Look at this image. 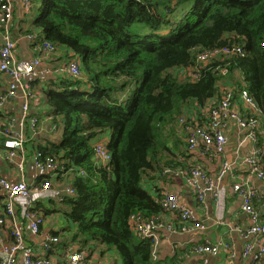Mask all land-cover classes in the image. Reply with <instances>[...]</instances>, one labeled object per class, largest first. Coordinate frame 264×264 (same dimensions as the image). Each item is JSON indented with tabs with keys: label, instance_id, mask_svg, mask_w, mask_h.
I'll return each instance as SVG.
<instances>
[{
	"label": "trees",
	"instance_id": "trees-1",
	"mask_svg": "<svg viewBox=\"0 0 264 264\" xmlns=\"http://www.w3.org/2000/svg\"><path fill=\"white\" fill-rule=\"evenodd\" d=\"M29 10L22 32L65 49L63 64L76 59L82 73L58 71L40 89L49 124L62 135L55 141L46 134L38 147L63 164L75 195L58 208L37 209L66 219L55 232L68 237H61V247L93 241L114 246L123 264H155L154 239L139 236L130 218L168 213L158 202L162 194L154 197L145 183L164 178L167 167H191L171 148L186 154L180 132L190 111L197 112L195 122L210 123L205 109L228 87L235 97L246 89L264 109V0H34ZM233 46L245 56L197 60L198 50ZM104 133L112 155L107 164L93 147Z\"/></svg>",
	"mask_w": 264,
	"mask_h": 264
},
{
	"label": "built area",
	"instance_id": "built-area-1",
	"mask_svg": "<svg viewBox=\"0 0 264 264\" xmlns=\"http://www.w3.org/2000/svg\"><path fill=\"white\" fill-rule=\"evenodd\" d=\"M34 0H19L23 11H29ZM16 0H0V72L7 76L8 82L4 92L0 94V127L4 126V135L0 141V150H4L5 158L18 169L20 179L11 181L3 174L0 166V189L5 193L4 216H0V225H11L12 243L2 250L0 264H90L89 249L81 248L77 242L61 247V237L53 232H47L41 242L42 255L34 252L33 247L26 241L24 230L20 222H24L35 234L41 232V228L46 222L47 216L37 209L43 199L55 198L63 201L66 196L75 195V189L70 180H66L63 172V164L53 156H44L38 150L33 155V161L43 175H48L45 182L29 183L25 178V166L28 160V150L26 143L35 138L39 133V118L32 112L33 106H41L42 98L32 88V81L37 77L39 67L42 65L50 53L56 52V46L51 42L41 39L37 41L36 35L27 34V38L35 42L39 55L25 59L17 54V38L13 35L11 24L16 14ZM4 30H3V29ZM232 55L245 56L243 48L233 46V48H223L214 50H198L197 60L207 62L211 58L219 56L230 57ZM66 72L72 77H81V65L76 59H70L63 64L56 72ZM187 75L195 80L196 70L193 67L185 69ZM220 71V69H219ZM226 73V69H222ZM22 95L20 117L8 118L4 115V107L14 100L18 95ZM223 98L216 104H209L205 109L208 112L210 123L200 125L195 122L196 117H188L189 122L183 120V131L185 139L191 150L198 147L200 141L207 145H213L218 153L224 150L226 136L224 129L228 120L237 121L248 138L253 142V149L246 154L245 162L251 173L259 178H264L262 158L264 147L260 145V135L264 133L263 119L260 115L258 103L246 90L239 91L238 96H234L233 89L228 87L222 91ZM239 105L245 106V112L240 111ZM56 130V125L52 130ZM96 157L104 164L111 161L112 155L107 148L106 141L98 139L93 144ZM230 171V164L223 162L220 165L216 179L220 181ZM84 174V171H81ZM162 175L167 178L183 177L203 202L205 193L212 192L219 197V191L215 188V178H211L201 166L193 165L188 167H167L162 171ZM63 178L59 180V178ZM58 185L61 186L58 188ZM58 188V189H57ZM234 192L242 198V210L250 221L248 233L255 236L252 243H249L243 254L252 256L254 260L264 257V221L261 210L255 205V189L247 180L237 182L233 185ZM161 207L171 216L179 217L184 222H191L192 228L202 227L195 211L188 206L182 205L178 195L173 191L165 190L158 199ZM20 208V215L16 210ZM163 217L147 218L141 214H133L130 223L135 232L142 237L155 239V233L161 229L168 232L176 230L173 223L167 224ZM194 251L201 255H219L221 251H227L234 256L233 244L225 240L217 243L204 242L197 244ZM60 256V259L52 256Z\"/></svg>",
	"mask_w": 264,
	"mask_h": 264
},
{
	"label": "crops",
	"instance_id": "crops-1",
	"mask_svg": "<svg viewBox=\"0 0 264 264\" xmlns=\"http://www.w3.org/2000/svg\"><path fill=\"white\" fill-rule=\"evenodd\" d=\"M15 4L16 14L11 24V30L18 40L17 54L21 58L30 59L39 55L35 42L29 40L27 34L22 32V28L25 27L24 19L30 15L31 11L24 12L19 0H16ZM1 32L0 30V39ZM65 52L66 50L63 48L56 49V52L50 53L39 67L38 75L32 81V88L40 97L42 96L40 89L46 85V80L54 77L57 73L56 70H58L60 65H63V61L65 62ZM7 82V76L3 75L4 89H6ZM22 99V95L19 94L14 100L9 102L3 109L4 115L8 118L20 117ZM239 107L241 112H245L247 109L243 105H239ZM46 110L47 108L44 104L36 108L34 107V110H32L35 115L41 112L43 119L41 121L39 119V133L34 139L32 138L31 141L26 143L28 160L25 166V178L29 183H37L44 176L37 169L33 161V155L39 150L38 145L43 144L41 142L42 139L48 137L46 134L51 132L50 128L52 126L49 124L50 117L46 116ZM263 114L264 109L260 112L262 119L264 117ZM189 116L198 117L196 111H190ZM224 132L226 144L224 150L220 153L216 151L213 145H207L202 140L196 149L191 150L187 144L183 130L180 132V136L186 144L185 149L187 150H184L186 154L182 156L180 154L181 152L175 146H171L174 152L179 154L177 156L178 161L184 162L186 166L199 165L211 178H215V188L219 191V197L207 191L203 202H201L196 192L187 185L183 177L167 178L162 175L164 178L160 177L145 183L147 190L154 197L158 196V193L163 194L165 190L175 192L178 195L180 203L193 209L202 224L200 228L190 229L191 222H184L179 217L164 213L162 215L164 222L167 224L173 223L176 230L174 232H168L165 229H161L155 233V264H264V257L259 260H254L252 256H245L243 254L245 247L254 241L255 236L248 233L250 221L242 210V198L233 190L235 183L247 180L257 193L254 198V203L261 210L264 221V178H259L251 173L249 166L245 162L246 154L253 149V142L248 138L247 133L241 129L237 121L229 119ZM98 139L108 141V134L104 133L95 139L94 142ZM260 142L264 146V134H262ZM178 144L180 145V142ZM179 145L178 147H181V149L184 148V145ZM4 153V150H0V166L4 176L11 181L19 180L20 174L18 169L5 158ZM262 160L264 167V156ZM225 161L230 164V171L218 181L216 179L218 170L220 165ZM60 187L58 185V188ZM51 200L58 203L61 202L55 198H50L43 199L40 204L46 206L47 201ZM4 206L5 193L0 189V216H4ZM16 214H21L20 208L16 210ZM46 216V222L39 234L32 232L26 227L23 221L20 222L27 243L39 255H42L41 242L44 235L49 231L53 233L62 232V228L60 229L57 226V223L59 221L61 222L59 215L53 213L46 214ZM10 226L9 224L0 225V259L3 248L12 243ZM61 237L66 238L67 236L63 235ZM219 240H225L233 244L234 256H231V253L227 251H221L219 255H201L194 251V247L197 244L204 242L217 243ZM69 243L72 242L70 241ZM91 243L99 249V256L88 248V245ZM86 247L89 249L90 264H120L121 262V256L114 246L91 241ZM52 257L60 259L59 255ZM18 264H22L21 259Z\"/></svg>",
	"mask_w": 264,
	"mask_h": 264
},
{
	"label": "rangeland",
	"instance_id": "rangeland-1",
	"mask_svg": "<svg viewBox=\"0 0 264 264\" xmlns=\"http://www.w3.org/2000/svg\"><path fill=\"white\" fill-rule=\"evenodd\" d=\"M36 12H38L37 10H35V9H33V11H32V15H31V17L33 18L34 17V15H35V13ZM51 126H55V124L52 122L51 123ZM50 130H52V127L50 128ZM48 135H49V137L53 140H55V141H59L60 140V138H61V135H62V131L59 129V130H56V131H53V132H49L48 133ZM58 206H59V203L58 202H55V203H51L50 201H47V207L48 208H58ZM57 215H59V220H61V222L59 223H57V226L61 229V228H63V227H65V222L64 221H66V219L64 218V217H61V213H56ZM88 248H90L91 250H93L94 251V254H96V255H100V251H99V249L98 248H96V247H94V244H90V245H88ZM120 264H123L122 263V258L120 259Z\"/></svg>",
	"mask_w": 264,
	"mask_h": 264
}]
</instances>
